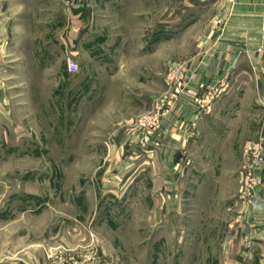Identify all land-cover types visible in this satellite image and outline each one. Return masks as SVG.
Returning a JSON list of instances; mask_svg holds the SVG:
<instances>
[{
  "label": "rangeland",
  "instance_id": "obj_1",
  "mask_svg": "<svg viewBox=\"0 0 264 264\" xmlns=\"http://www.w3.org/2000/svg\"><path fill=\"white\" fill-rule=\"evenodd\" d=\"M217 6L0 0V264H264V223L240 198L242 141L264 127L252 65L190 85ZM80 9L94 46L66 53ZM180 103L195 128L174 117L176 154L159 135Z\"/></svg>",
  "mask_w": 264,
  "mask_h": 264
},
{
  "label": "crops",
  "instance_id": "obj_2",
  "mask_svg": "<svg viewBox=\"0 0 264 264\" xmlns=\"http://www.w3.org/2000/svg\"><path fill=\"white\" fill-rule=\"evenodd\" d=\"M193 1L195 2V0ZM216 2L218 3L217 15L222 17V22H220L221 25L217 29L214 27L207 28V26L205 27L206 29L203 28L205 32L200 36L196 53L204 54L205 61L201 60V62H197V59L195 60L194 69L196 72L192 74L193 78L190 85L191 87H196L200 79H203L204 82L213 81L216 78H220V73L222 72L223 74L226 73L225 76L227 78L228 74L233 70L232 68L237 65H243L241 61L243 58L247 57L248 61H250V65H252L253 76L250 77V79H252V85L255 87L254 91L256 92L253 101L258 105L260 111H264V0H216ZM193 19L194 18H190L189 22L199 20ZM88 20L85 11L80 9L76 14L75 21L72 20V24L75 22L76 25V38L69 35L63 38L62 41L66 53H79L82 50L85 51L86 47H89V39H86V22ZM193 27V23H191L189 25V30L191 31ZM122 45L123 42L122 44L117 43L119 47H122ZM93 46L94 45H92V47ZM113 68L121 70L123 67L119 63H116ZM180 106H182L181 103L178 105L176 109L178 111L175 112V115L167 113L162 120L159 136L165 139L163 141L165 150L171 151L178 149L183 139L182 135L179 137L174 135V132L178 131L174 127L177 125L173 122L174 117H184L187 120V122H184V126H179L181 134L184 132L181 128L187 130L191 128V126H195V123H193L195 119L193 118L192 111L190 113L186 112L187 110H182ZM181 122L182 121H180V123ZM194 126L193 128H195ZM208 136L209 134H206L207 141L204 143V149H206L209 144L211 149L213 147L214 150L218 151L228 148V146H226V140L220 139L219 142H215V145L208 143ZM211 141L213 142L212 139ZM255 141H258L257 146L255 145ZM242 147L245 149L250 147V150L257 149L264 152V127H262L261 124L258 125L253 138L242 141ZM177 153L178 151L176 150V154ZM206 158L207 157H205V162L207 161ZM165 165L174 167V164L171 162H166ZM263 223L264 222H262V224Z\"/></svg>",
  "mask_w": 264,
  "mask_h": 264
},
{
  "label": "built area",
  "instance_id": "obj_3",
  "mask_svg": "<svg viewBox=\"0 0 264 264\" xmlns=\"http://www.w3.org/2000/svg\"><path fill=\"white\" fill-rule=\"evenodd\" d=\"M76 3H84L87 0H72ZM67 68L76 72L78 65L74 61H68ZM246 179L240 189V198L257 216V223L264 222V152L251 150ZM254 209V210H253Z\"/></svg>",
  "mask_w": 264,
  "mask_h": 264
}]
</instances>
